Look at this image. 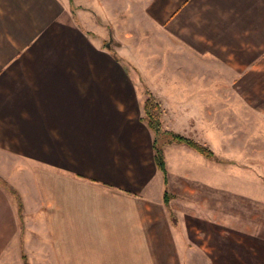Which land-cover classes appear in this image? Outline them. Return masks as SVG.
<instances>
[{
	"label": "crops",
	"instance_id": "obj_1",
	"mask_svg": "<svg viewBox=\"0 0 264 264\" xmlns=\"http://www.w3.org/2000/svg\"><path fill=\"white\" fill-rule=\"evenodd\" d=\"M142 79L163 129L192 139L225 93L226 141L264 162V0H0V173L20 175L22 243L114 254L168 235Z\"/></svg>",
	"mask_w": 264,
	"mask_h": 264
},
{
	"label": "rangeland",
	"instance_id": "obj_2",
	"mask_svg": "<svg viewBox=\"0 0 264 264\" xmlns=\"http://www.w3.org/2000/svg\"><path fill=\"white\" fill-rule=\"evenodd\" d=\"M143 82L138 83L139 96ZM225 96L221 91L211 94L217 105L216 131L187 137L208 147L216 160H207L178 144L165 146L173 145L167 149L166 159L163 148L176 225L168 226L166 237L165 230L161 237L153 236V251L39 252L47 247L33 244L30 237H24L22 243L17 235L23 224L22 203L11 182L20 175L0 173V186L6 185V191L0 188V199L9 205L15 229L12 236H0V243L5 242L0 246V264H264V162L262 158L243 157L239 139L226 141ZM234 136L239 138L237 133Z\"/></svg>",
	"mask_w": 264,
	"mask_h": 264
},
{
	"label": "trees",
	"instance_id": "obj_3",
	"mask_svg": "<svg viewBox=\"0 0 264 264\" xmlns=\"http://www.w3.org/2000/svg\"><path fill=\"white\" fill-rule=\"evenodd\" d=\"M145 95L146 98L142 104V121L145 122L148 129L152 132L154 164L163 178L164 190L162 202L168 212L170 222L173 225H176V217L170 207V201L174 198V196L169 192L168 189L167 169L163 148L171 144L185 145L207 160H216V156L205 145L199 144L196 141L177 133L166 131L165 129H163L161 123L162 108L160 103L148 89L145 90Z\"/></svg>",
	"mask_w": 264,
	"mask_h": 264
}]
</instances>
